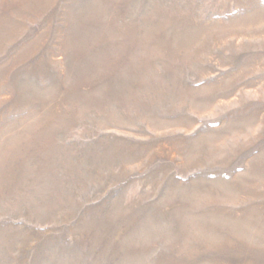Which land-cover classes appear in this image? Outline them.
I'll return each instance as SVG.
<instances>
[{
    "label": "rangeland",
    "instance_id": "obj_1",
    "mask_svg": "<svg viewBox=\"0 0 264 264\" xmlns=\"http://www.w3.org/2000/svg\"><path fill=\"white\" fill-rule=\"evenodd\" d=\"M0 264H264V0H0Z\"/></svg>",
    "mask_w": 264,
    "mask_h": 264
}]
</instances>
